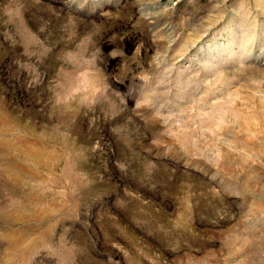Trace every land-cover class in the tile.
<instances>
[{"label":"rangeland","instance_id":"374dc122","mask_svg":"<svg viewBox=\"0 0 264 264\" xmlns=\"http://www.w3.org/2000/svg\"><path fill=\"white\" fill-rule=\"evenodd\" d=\"M0 264H264V0H0Z\"/></svg>","mask_w":264,"mask_h":264}]
</instances>
